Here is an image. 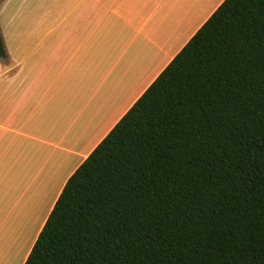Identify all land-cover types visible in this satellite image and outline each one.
Listing matches in <instances>:
<instances>
[{
  "label": "trees",
  "instance_id": "16d2710c",
  "mask_svg": "<svg viewBox=\"0 0 264 264\" xmlns=\"http://www.w3.org/2000/svg\"><path fill=\"white\" fill-rule=\"evenodd\" d=\"M80 248L90 264H264V0H225L69 178L30 255Z\"/></svg>",
  "mask_w": 264,
  "mask_h": 264
},
{
  "label": "crops",
  "instance_id": "0c3cea01",
  "mask_svg": "<svg viewBox=\"0 0 264 264\" xmlns=\"http://www.w3.org/2000/svg\"><path fill=\"white\" fill-rule=\"evenodd\" d=\"M224 1L0 0V212L77 162L36 242L69 178Z\"/></svg>",
  "mask_w": 264,
  "mask_h": 264
},
{
  "label": "rangeland",
  "instance_id": "374dc122",
  "mask_svg": "<svg viewBox=\"0 0 264 264\" xmlns=\"http://www.w3.org/2000/svg\"><path fill=\"white\" fill-rule=\"evenodd\" d=\"M76 165L77 162L56 175V179L59 177L57 187L40 190L33 188L18 204L14 202L13 196L9 198L5 210L0 212V264H22L27 251L35 243L40 223L47 215L61 183ZM34 193H37L35 198L40 202L35 203L36 199L30 198ZM42 194L44 197L39 200L38 196Z\"/></svg>",
  "mask_w": 264,
  "mask_h": 264
},
{
  "label": "snow or ice",
  "instance_id": "6c2138e0",
  "mask_svg": "<svg viewBox=\"0 0 264 264\" xmlns=\"http://www.w3.org/2000/svg\"><path fill=\"white\" fill-rule=\"evenodd\" d=\"M243 167V165H241ZM72 204V201H69V205ZM68 216L73 215V209L70 206L66 209ZM62 254V253H61ZM61 254H58L55 259H51L47 255V249H36L30 256L29 261L30 264H57V261L60 260ZM90 257H88V252L86 249L80 248L78 249V254L73 261V264H90Z\"/></svg>",
  "mask_w": 264,
  "mask_h": 264
}]
</instances>
